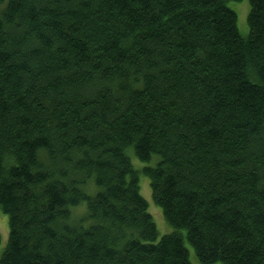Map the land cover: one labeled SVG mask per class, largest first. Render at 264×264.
Instances as JSON below:
<instances>
[{"label":"trees","instance_id":"obj_1","mask_svg":"<svg viewBox=\"0 0 264 264\" xmlns=\"http://www.w3.org/2000/svg\"><path fill=\"white\" fill-rule=\"evenodd\" d=\"M233 1L0 0V264H264V0L246 37Z\"/></svg>","mask_w":264,"mask_h":264},{"label":"rangeland","instance_id":"obj_2","mask_svg":"<svg viewBox=\"0 0 264 264\" xmlns=\"http://www.w3.org/2000/svg\"><path fill=\"white\" fill-rule=\"evenodd\" d=\"M231 8L237 13V25L242 36L246 37L249 35V24H248V14L250 12V0H241L239 2H230ZM128 154L131 161L136 169H141L145 165H155L157 157L155 156L149 163L139 160L134 154L132 148L128 149ZM140 192L142 196L147 200L149 205V212L152 214L154 221L157 225L159 232V239L174 230V228L166 221L163 214L162 208L154 201L153 193L150 185L149 178L144 174H140L139 178ZM0 256L2 255L5 247L9 241V218L8 215L0 210ZM185 245L189 249L190 258L193 264H203L198 261L195 255V251L191 243L185 238ZM219 264V263H214Z\"/></svg>","mask_w":264,"mask_h":264}]
</instances>
